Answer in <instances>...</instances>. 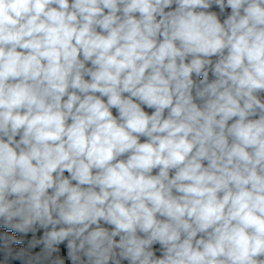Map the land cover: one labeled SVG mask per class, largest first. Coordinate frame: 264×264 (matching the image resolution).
Masks as SVG:
<instances>
[{
    "label": "clouds",
    "instance_id": "obj_1",
    "mask_svg": "<svg viewBox=\"0 0 264 264\" xmlns=\"http://www.w3.org/2000/svg\"><path fill=\"white\" fill-rule=\"evenodd\" d=\"M0 264H264V0H0Z\"/></svg>",
    "mask_w": 264,
    "mask_h": 264
}]
</instances>
